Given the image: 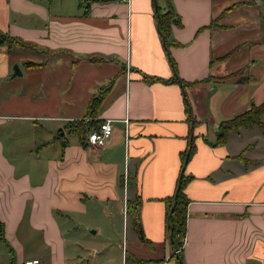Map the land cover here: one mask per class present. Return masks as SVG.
I'll list each match as a JSON object with an SVG mask.
<instances>
[{
    "label": "crops",
    "instance_id": "obj_1",
    "mask_svg": "<svg viewBox=\"0 0 264 264\" xmlns=\"http://www.w3.org/2000/svg\"><path fill=\"white\" fill-rule=\"evenodd\" d=\"M166 1L0 0V31L39 50L21 63L0 45V264H264V133L215 139L264 101V0H168V50ZM169 58L184 84L167 81ZM101 90L90 127L110 119L112 134L96 147L77 129ZM182 173L176 256L167 200Z\"/></svg>",
    "mask_w": 264,
    "mask_h": 264
},
{
    "label": "trees",
    "instance_id": "obj_2",
    "mask_svg": "<svg viewBox=\"0 0 264 264\" xmlns=\"http://www.w3.org/2000/svg\"><path fill=\"white\" fill-rule=\"evenodd\" d=\"M166 4H167L166 9L163 12H161L159 8L156 10L155 20H156V25H157L160 37L162 39L164 48L168 50L169 46L174 44L169 39L171 24L172 23L178 24L179 19L168 0L166 1ZM26 44H27L26 42H24L22 39L18 37H14L6 32L0 31V45H7L8 50L12 45H17V46L24 45L25 46ZM169 61H170V66L173 71V76L167 81L180 82L181 84H184L181 80H179L177 76L175 63L173 62L171 58H169ZM27 64L33 65L34 63L27 62ZM142 79L146 82H150V81L156 80L157 78L150 77L147 75H142ZM105 89L106 88H104V90ZM102 91L103 90H101L100 93L93 95L89 99L88 104H87V112H86L87 118L88 116L90 119L97 117V110L101 103V92ZM262 114H264V101L258 105L252 104L247 110L243 111L242 113H239L227 120L220 122L217 128V132H216V138H215L216 143H224L230 131H234L242 127L247 128V129H250L252 127H258L264 133V123L261 121V118H260ZM83 121L84 120H80V122H82V125H81L82 127H79L77 129L79 133L86 131V129H84L83 127V123L85 124V126L86 124H89V127H88L89 130L94 128V127H90L91 125L94 124L90 120L87 122H83ZM193 149H194L193 146H190L187 148L186 154L185 153L183 154L182 166L185 163V161L188 159L190 154L192 153ZM186 179L187 177H185L182 173L180 177L178 178V182H177L173 195L167 200V202L169 203V211L167 215V229H168V233L171 238V241H172L173 248L179 245L178 235L185 234L184 232H185V221H186V205L188 203V199L184 193V185L186 183ZM131 211H132V215L134 217L135 224L137 226V230L140 235V238H143L141 229L139 227L137 210L135 208H132L130 212ZM180 264H182L181 260H180Z\"/></svg>",
    "mask_w": 264,
    "mask_h": 264
},
{
    "label": "built area",
    "instance_id": "obj_3",
    "mask_svg": "<svg viewBox=\"0 0 264 264\" xmlns=\"http://www.w3.org/2000/svg\"><path fill=\"white\" fill-rule=\"evenodd\" d=\"M112 134V120L105 119L97 123V125L92 128L86 137L89 144L99 147L103 146L108 138ZM179 245L175 246L172 250L173 255H179L186 242L185 234H179ZM39 261L37 259L25 260L22 264H37Z\"/></svg>",
    "mask_w": 264,
    "mask_h": 264
},
{
    "label": "rangeland",
    "instance_id": "obj_4",
    "mask_svg": "<svg viewBox=\"0 0 264 264\" xmlns=\"http://www.w3.org/2000/svg\"><path fill=\"white\" fill-rule=\"evenodd\" d=\"M6 47H7V45H5ZM26 47H30V45L29 44H26L25 46L23 45V46H17V45H12L10 48H9V50H10V56L14 59V60H18V61H20L21 63H23V61L25 60V59H38L39 58V50L38 49H33V47L32 48H26ZM8 48V47H7ZM41 53H43V52H41ZM53 58V57H55L54 56V54H52V52H47L46 53V55H45V53H44V56H41V58ZM27 62H30V61H27ZM27 62H26V64H27ZM32 63H34L35 65H37L35 62H32ZM33 64V65H34ZM27 66H31L30 64L28 65L27 64ZM239 74L240 73H236V75H237V77H239ZM86 80V79H85ZM34 80H30L29 82L28 81H21L22 82V87L21 88H26L27 87V85L31 88V84H32V82H33ZM18 81H16L15 83H13V87H14V89H18L19 88V86H20V83H17ZM86 82H87V80H86ZM98 93H100L99 91L96 93V94H98ZM80 95V94H79ZM50 101H52L53 102V99L52 100H50ZM80 101H82V99H79L78 100V103H77V105L79 106L80 105ZM17 102V100L16 101H13V102H11L10 104H9V106H12L14 103H16ZM15 106H18V105H15ZM14 107V106H13ZM88 118H89V116H88ZM85 119H87V117L85 116ZM90 119V118H89ZM90 121L91 122H93L94 121V118H92V119H90ZM81 126V125H80Z\"/></svg>",
    "mask_w": 264,
    "mask_h": 264
},
{
    "label": "water",
    "instance_id": "obj_5",
    "mask_svg": "<svg viewBox=\"0 0 264 264\" xmlns=\"http://www.w3.org/2000/svg\"><path fill=\"white\" fill-rule=\"evenodd\" d=\"M11 75L12 76H20L21 75V72H20L17 64H14L12 66V73H11Z\"/></svg>",
    "mask_w": 264,
    "mask_h": 264
}]
</instances>
